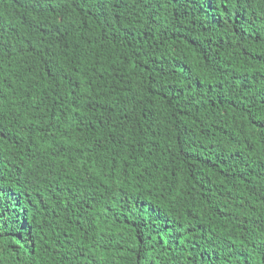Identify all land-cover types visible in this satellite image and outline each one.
<instances>
[{"label":"trees","instance_id":"obj_1","mask_svg":"<svg viewBox=\"0 0 264 264\" xmlns=\"http://www.w3.org/2000/svg\"><path fill=\"white\" fill-rule=\"evenodd\" d=\"M0 264H264V0H0Z\"/></svg>","mask_w":264,"mask_h":264}]
</instances>
